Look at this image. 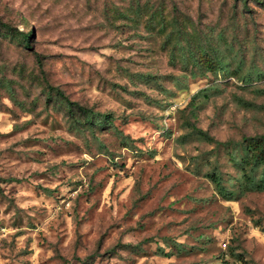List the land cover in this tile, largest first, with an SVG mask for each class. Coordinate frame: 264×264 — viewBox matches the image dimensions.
Segmentation results:
<instances>
[{
    "label": "rangeland",
    "instance_id": "1",
    "mask_svg": "<svg viewBox=\"0 0 264 264\" xmlns=\"http://www.w3.org/2000/svg\"><path fill=\"white\" fill-rule=\"evenodd\" d=\"M189 125L264 136V0H0V264H264V190Z\"/></svg>",
    "mask_w": 264,
    "mask_h": 264
},
{
    "label": "trees",
    "instance_id": "2",
    "mask_svg": "<svg viewBox=\"0 0 264 264\" xmlns=\"http://www.w3.org/2000/svg\"><path fill=\"white\" fill-rule=\"evenodd\" d=\"M32 28V27H31ZM32 40V30L27 35L20 34V42L25 49L30 48ZM203 56L199 62L204 64L209 72H215L223 68V63L217 56L211 57L208 51H203ZM41 67V62L38 60ZM54 90L61 98H65L63 93L55 88ZM66 105L73 108L81 114L79 121L87 128H108L111 122V117L108 114L93 113L91 110L79 106L73 102L65 99ZM192 132L197 138L205 142H215L216 144L226 146L230 150L231 160L234 162L239 176L236 178L238 187L243 191H263L264 190V136H255L250 138H243L239 143L234 142H218L214 141L207 133L197 129L194 125H189ZM234 145V146H232ZM230 146V147H229ZM209 180L213 183L218 194L225 200L231 201L234 196V191L228 190L222 184V177L216 171H212L207 175Z\"/></svg>",
    "mask_w": 264,
    "mask_h": 264
},
{
    "label": "built area",
    "instance_id": "3",
    "mask_svg": "<svg viewBox=\"0 0 264 264\" xmlns=\"http://www.w3.org/2000/svg\"><path fill=\"white\" fill-rule=\"evenodd\" d=\"M5 230L3 228L0 227V238H3L5 236ZM1 245V242H0ZM223 246L225 247V244H223Z\"/></svg>",
    "mask_w": 264,
    "mask_h": 264
}]
</instances>
